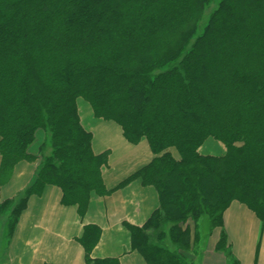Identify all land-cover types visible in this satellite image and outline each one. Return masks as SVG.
I'll list each match as a JSON object with an SVG mask.
<instances>
[{"label":"trees","instance_id":"1","mask_svg":"<svg viewBox=\"0 0 264 264\" xmlns=\"http://www.w3.org/2000/svg\"><path fill=\"white\" fill-rule=\"evenodd\" d=\"M212 2L0 0V180L39 160L33 183L0 202V241L48 184L83 217L92 193L140 178L160 199L143 226L128 225L147 264H193L203 225L208 237L220 228L215 250L240 264L223 215L238 201L264 222V0H219L200 27ZM80 98L155 154L112 190L109 152H94ZM209 137L225 155L200 153ZM100 235L85 227L87 264H114L91 257Z\"/></svg>","mask_w":264,"mask_h":264},{"label":"crops","instance_id":"2","mask_svg":"<svg viewBox=\"0 0 264 264\" xmlns=\"http://www.w3.org/2000/svg\"><path fill=\"white\" fill-rule=\"evenodd\" d=\"M80 102L81 98L79 112L84 127L93 134L94 152H109L103 179L107 189L112 190L148 165L155 154L145 138L137 144L129 142L118 123L95 117L91 106H81ZM199 151L223 156L226 147L209 137ZM171 152L179 159L177 152ZM38 164L39 160L17 163L9 179L0 180V202L20 196L35 180ZM62 196L60 187L48 184L41 194L29 197L6 244V264H87L80 241L86 226L101 230L91 257L113 260L114 264H147L144 256L132 248L128 225L143 226L159 207V194L153 186L135 178L107 195L92 193L83 217L76 205L63 204ZM223 219L233 255L240 264H264V222L238 201L231 203ZM219 234L220 228L214 229L204 251L198 257L189 256L194 264H230L225 253L215 250Z\"/></svg>","mask_w":264,"mask_h":264},{"label":"rangeland","instance_id":"3","mask_svg":"<svg viewBox=\"0 0 264 264\" xmlns=\"http://www.w3.org/2000/svg\"><path fill=\"white\" fill-rule=\"evenodd\" d=\"M218 1H219V0H213V2L211 3V5L207 8V10H206V12H205L204 19H203V21L200 23V27H204V26H205V22H207V19H208V16H209L210 12L216 7ZM80 104H81V106H82L83 104L89 105V103L86 102L85 100H83L82 98H81V102H80ZM174 151H175V150H174ZM175 152H176V151H175ZM204 220H205V218H203V221H204ZM189 224H190V226H192V228H193V226H194L193 222H192V221H189ZM207 229H208L207 225H203L202 232H203V234H204V240H205V241H207L206 239L208 238V235H209V234H206ZM4 234H5V232H4V224H3V225H2V229H1V237H3L5 241H4V240H1V241H0V264H6L5 259H3V257L6 256V255H5V254H6V253H5V250H6V247H7L6 244H7V238H8V236L5 237L6 234H5V236H4ZM194 253H195V252H194ZM189 256L192 257V258H195V257H198L199 254L195 253L194 255H189ZM6 261H8L7 258H6ZM193 264H194V262H193ZM195 264H197V263H195Z\"/></svg>","mask_w":264,"mask_h":264}]
</instances>
